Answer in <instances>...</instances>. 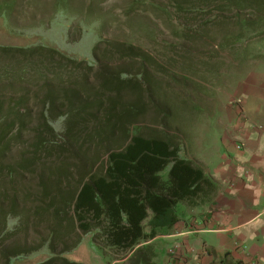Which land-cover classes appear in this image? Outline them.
Instances as JSON below:
<instances>
[{"label": "trees", "instance_id": "trees-1", "mask_svg": "<svg viewBox=\"0 0 264 264\" xmlns=\"http://www.w3.org/2000/svg\"><path fill=\"white\" fill-rule=\"evenodd\" d=\"M171 1L187 13H192V2L204 4L203 9L218 3L224 8L264 3ZM206 12L210 13L202 11ZM0 52L7 54L0 63L9 68H1L0 79L4 76L8 82L4 87L23 90L11 99L14 104L0 98V157L8 158L14 141L24 139L26 149L14 163L0 164V172L5 170L0 264H11L41 247L51 256L38 264H81L63 254L88 233L122 264H155L145 243L172 233L178 223L176 205L210 203L218 187L200 166L179 156L177 143L162 132L142 130V121L155 125L168 114L157 108L154 116L146 118L151 99L144 100L141 92L150 76L143 64L149 66L153 59L144 58L132 45L116 42L96 44L93 55L99 68L95 70L43 46L0 47ZM106 57L120 62V68H110ZM30 78L42 84L28 82ZM167 168L165 177L162 172ZM26 177L23 192L13 188L17 179ZM29 231L36 242L27 239Z\"/></svg>", "mask_w": 264, "mask_h": 264}, {"label": "rangeland", "instance_id": "rangeland-1", "mask_svg": "<svg viewBox=\"0 0 264 264\" xmlns=\"http://www.w3.org/2000/svg\"><path fill=\"white\" fill-rule=\"evenodd\" d=\"M192 4V13H187L177 10L171 0H0V47L43 46L86 62L94 70L99 64L93 49L99 42L136 47L144 58L153 59L151 65L143 64L150 76L149 84L144 82L145 90L141 92L144 100L151 99L147 100L146 118L154 116L157 108L168 113L155 125L142 121V130L145 134L152 130L162 132L178 144L180 157L202 169L206 165L213 168L225 137L237 122L247 119V111L253 107L248 102L250 94L263 90L264 3L260 6L234 3L229 8L218 3L217 7L208 4L204 9L200 2ZM207 10L210 13H202ZM5 55L0 52V62L6 61ZM106 60L110 68L121 66L110 57ZM2 63L0 74L1 68L9 69ZM5 78L0 79V98L14 104L23 90L5 88L8 83ZM28 82L42 84L34 78ZM30 90V94L35 91ZM24 151V139L11 142L8 158L0 157V164L14 163ZM168 169L162 172L165 177ZM4 171L0 172V192L5 181ZM27 183V177L19 178L13 188L23 192ZM214 199L207 204L178 203L175 227L185 228L204 213L215 210ZM28 235L29 241L36 242V235L30 231ZM163 236L166 235L145 243L152 249L155 264H169L166 258L169 240ZM191 255L198 257L193 249ZM50 256L49 250L41 247L20 255L11 264H38ZM63 257L81 264H122L113 252L103 251L93 242L92 233L82 236ZM189 258L173 260L175 264H182Z\"/></svg>", "mask_w": 264, "mask_h": 264}, {"label": "crops", "instance_id": "crops-1", "mask_svg": "<svg viewBox=\"0 0 264 264\" xmlns=\"http://www.w3.org/2000/svg\"><path fill=\"white\" fill-rule=\"evenodd\" d=\"M250 95L247 119L236 121L213 168H203L218 187L215 210L163 236L169 264H175L171 250H182V243L198 255L182 264H264V85Z\"/></svg>", "mask_w": 264, "mask_h": 264}, {"label": "built area", "instance_id": "built-area-1", "mask_svg": "<svg viewBox=\"0 0 264 264\" xmlns=\"http://www.w3.org/2000/svg\"><path fill=\"white\" fill-rule=\"evenodd\" d=\"M194 224L196 223L194 222ZM191 231L193 232L194 230L192 229ZM191 249L192 248L190 246L184 245V247L182 246V250H178V249H176V251L171 250L170 256L171 257L173 256L175 258H180V259H185V258H188L189 256L193 257L191 255Z\"/></svg>", "mask_w": 264, "mask_h": 264}]
</instances>
